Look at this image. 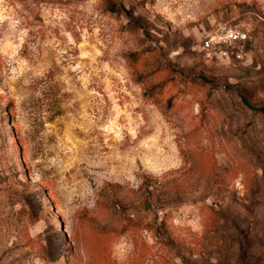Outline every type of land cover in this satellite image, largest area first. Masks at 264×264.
Instances as JSON below:
<instances>
[{"label": "rangeland", "instance_id": "1", "mask_svg": "<svg viewBox=\"0 0 264 264\" xmlns=\"http://www.w3.org/2000/svg\"><path fill=\"white\" fill-rule=\"evenodd\" d=\"M242 99L264 108V0H0V264H264Z\"/></svg>", "mask_w": 264, "mask_h": 264}, {"label": "built area", "instance_id": "2", "mask_svg": "<svg viewBox=\"0 0 264 264\" xmlns=\"http://www.w3.org/2000/svg\"><path fill=\"white\" fill-rule=\"evenodd\" d=\"M247 39L245 32L238 29L219 30L216 34L204 39L202 48L206 51H221L228 46L241 45Z\"/></svg>", "mask_w": 264, "mask_h": 264}, {"label": "trees", "instance_id": "3", "mask_svg": "<svg viewBox=\"0 0 264 264\" xmlns=\"http://www.w3.org/2000/svg\"><path fill=\"white\" fill-rule=\"evenodd\" d=\"M108 9H109L110 12H114V13H118L119 12V10L114 5L109 6ZM242 101L246 105V107H248L249 109L264 114V108H255V107L249 105L244 99H242Z\"/></svg>", "mask_w": 264, "mask_h": 264}]
</instances>
